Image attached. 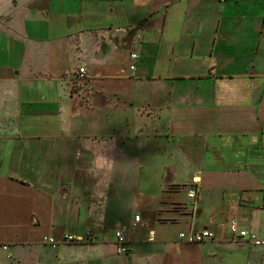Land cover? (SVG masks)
Listing matches in <instances>:
<instances>
[{"label": "crops", "instance_id": "obj_1", "mask_svg": "<svg viewBox=\"0 0 264 264\" xmlns=\"http://www.w3.org/2000/svg\"><path fill=\"white\" fill-rule=\"evenodd\" d=\"M262 4L264 0H0V117L34 101L36 89L57 87L53 79L77 63L87 70L94 108L82 110L74 126H80L75 121H94L100 134L111 126L114 138L126 135L121 144L135 155L122 163L120 212L109 222L137 230L144 223L148 235L136 240L126 235V257L115 253L114 244L97 246L105 264L132 263L140 244L148 242L158 243L137 258L139 264H264L263 245L236 239L228 229L235 221L264 239V89L258 85V79L264 81ZM31 9L39 20L33 37L4 32L28 24ZM51 14L68 18L75 28L50 34ZM133 29L134 36L127 39ZM22 38L43 42L32 53L35 71L23 66L30 50ZM17 39L25 47L20 60L8 48ZM16 66L33 74L31 87L18 82L11 87ZM217 137L236 140L245 152L243 165L221 168L207 160L208 153L219 158L209 147ZM66 138L59 133L52 142ZM8 140L0 137V206L8 193L6 177L24 183L9 170L18 158ZM159 156L165 167L160 189L139 191L141 168L153 167ZM51 176L48 169L49 180ZM185 185L196 190L195 197L189 196L192 190L180 193ZM136 214L141 220L134 225ZM151 218L166 227L181 226L180 234L208 228L216 238L188 242L179 234L157 240Z\"/></svg>", "mask_w": 264, "mask_h": 264}, {"label": "rangeland", "instance_id": "obj_2", "mask_svg": "<svg viewBox=\"0 0 264 264\" xmlns=\"http://www.w3.org/2000/svg\"><path fill=\"white\" fill-rule=\"evenodd\" d=\"M261 6L264 10V4ZM35 12L31 9L29 23L15 26V31L1 29L14 36L33 37L32 27L39 21ZM48 17L50 34L71 32L75 28L76 23L64 16L51 14ZM25 40L28 41L26 49L30 51L28 58H23V66L35 71L38 66L32 53L34 47L43 42L32 38ZM14 44L8 48L17 52L15 59L20 60L18 56L25 47L19 39ZM1 50L4 46L0 44ZM80 67L77 63L66 67L53 79L57 87L36 89L34 101L28 100L16 111L0 117V137L10 139L6 145L18 158L9 170L24 179L21 185L12 183L10 177L5 180L8 193L0 206V264H105L95 252L97 246L114 244L115 253L119 255L128 250L125 244L123 253L118 252L117 230L123 229L125 237L131 235L133 240L148 235L144 223L137 230L130 226L116 228L109 222L120 212L117 198L123 187L122 163L135 155L128 153L121 144L126 142V135L114 138L111 126L104 134H100L94 121L84 120L79 124L75 121L80 126H74L73 120L82 110L94 108L90 102L91 81L87 78L88 73H80ZM46 69L47 66L43 70ZM263 71L264 64L261 66ZM10 73L11 87L16 82L32 86L33 74L24 69L21 73L18 66ZM39 79H47V76L39 75ZM258 85L264 89V81L258 79ZM25 99L27 97L20 101L25 102ZM59 133L68 138L53 144L52 140ZM209 147L219 153V158L208 153L207 160H213L221 168L244 164L245 152L240 151L242 147H238L232 138H212ZM163 158L157 157L153 167L144 165L141 168L139 191L152 193L160 189L165 168ZM48 169L52 171L51 180ZM189 190L194 188L185 185L180 193L185 195ZM258 195L262 200L261 194ZM156 222L151 218L149 225L157 231V240L162 235L174 238L181 232V226L177 224L166 227ZM157 243H141L137 250L139 255L130 264H139L137 258L153 252ZM149 257L160 260V256Z\"/></svg>", "mask_w": 264, "mask_h": 264}, {"label": "built area", "instance_id": "obj_3", "mask_svg": "<svg viewBox=\"0 0 264 264\" xmlns=\"http://www.w3.org/2000/svg\"><path fill=\"white\" fill-rule=\"evenodd\" d=\"M131 57L133 59L137 58V54L133 53L131 55ZM131 69H134L135 66L132 65L130 66ZM79 71L82 75L87 73V70L85 67H80ZM189 196L191 198L196 196V190H192L189 193ZM141 220V216L140 214H136L134 217V225H137L138 222ZM229 228L231 233L233 234L234 238L236 239H245V238H249L255 245H263L264 246V239H258L255 235H251L250 232L247 229H241L238 226V223L235 221H231L229 223ZM154 235V232L151 233V236ZM77 238H81V237H71V239H77ZM115 238H116V243L118 245V252L119 253H123L124 249L122 248V246H124L126 244V237L124 234V230L120 229L117 230L115 232ZM180 238L188 241V242H204V241H208V240H214L216 238V234L211 231L208 228H204L201 230H192L188 233H181L180 234Z\"/></svg>", "mask_w": 264, "mask_h": 264}, {"label": "trees", "instance_id": "obj_4", "mask_svg": "<svg viewBox=\"0 0 264 264\" xmlns=\"http://www.w3.org/2000/svg\"><path fill=\"white\" fill-rule=\"evenodd\" d=\"M135 34V29H133L132 31L129 32V34L127 35V39H130L134 36Z\"/></svg>", "mask_w": 264, "mask_h": 264}]
</instances>
